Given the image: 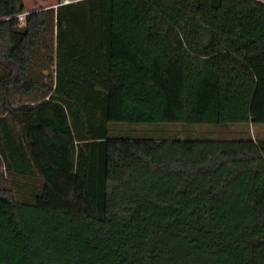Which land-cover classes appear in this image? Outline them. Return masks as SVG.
Returning <instances> with one entry per match:
<instances>
[{"label": "trees", "instance_id": "16d2710c", "mask_svg": "<svg viewBox=\"0 0 264 264\" xmlns=\"http://www.w3.org/2000/svg\"><path fill=\"white\" fill-rule=\"evenodd\" d=\"M127 125L264 126V0H0V264H264V141ZM69 160L91 214L43 202Z\"/></svg>", "mask_w": 264, "mask_h": 264}, {"label": "rangeland", "instance_id": "374dc122", "mask_svg": "<svg viewBox=\"0 0 264 264\" xmlns=\"http://www.w3.org/2000/svg\"><path fill=\"white\" fill-rule=\"evenodd\" d=\"M61 0H24L28 10L56 8ZM24 23H21L23 26ZM64 110L58 106H49L44 111L43 129L35 131L34 141L39 148L42 139L47 140L46 128H52L53 136L51 143L56 148L60 142L65 141L64 134H68V122L64 116ZM113 126L115 136H133L128 139L143 140H165L167 138L193 139H238L250 133L253 139L264 141V126L231 127L228 130H221L215 126H183V125H143L137 127ZM43 146V145H42ZM46 170L50 174V186L45 196V204L55 208H62L75 212L91 214L92 209L87 203L81 187L77 184L73 174V161L66 163L48 162Z\"/></svg>", "mask_w": 264, "mask_h": 264}, {"label": "built area", "instance_id": "2783aa9c", "mask_svg": "<svg viewBox=\"0 0 264 264\" xmlns=\"http://www.w3.org/2000/svg\"><path fill=\"white\" fill-rule=\"evenodd\" d=\"M26 14L20 15L19 16V21L20 23H24V18H25Z\"/></svg>", "mask_w": 264, "mask_h": 264}, {"label": "water", "instance_id": "95a60500", "mask_svg": "<svg viewBox=\"0 0 264 264\" xmlns=\"http://www.w3.org/2000/svg\"><path fill=\"white\" fill-rule=\"evenodd\" d=\"M65 3H68V2H65Z\"/></svg>", "mask_w": 264, "mask_h": 264}]
</instances>
